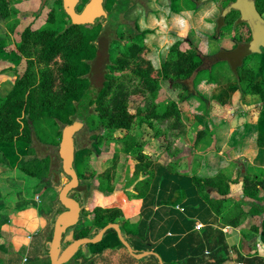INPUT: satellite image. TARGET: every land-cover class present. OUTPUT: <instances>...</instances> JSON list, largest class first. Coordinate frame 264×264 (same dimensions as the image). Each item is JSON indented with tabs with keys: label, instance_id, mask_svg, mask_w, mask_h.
Here are the masks:
<instances>
[{
	"label": "trees",
	"instance_id": "obj_1",
	"mask_svg": "<svg viewBox=\"0 0 264 264\" xmlns=\"http://www.w3.org/2000/svg\"><path fill=\"white\" fill-rule=\"evenodd\" d=\"M14 1L0 0L1 19L8 18L9 3ZM139 1L104 0L103 8L107 15L106 18L97 20L94 25H72L68 15L64 12L62 1L54 0V7L48 14L45 26L35 31L27 27L20 34V41L16 45L17 51L25 56L31 55V51H37V58L44 65V71L38 78L33 64L27 62L25 70L15 78L6 96L0 98V146L18 142L26 147L28 155H33V158L21 162L14 172L25 181L37 182L46 189L57 193L62 187L61 177L66 178L61 170L58 152L63 136L62 129L64 126L72 124L78 106L83 102L84 95L90 86L91 64L97 58L96 41L98 37L105 30H110L112 33L113 39L108 52L106 72L99 80L102 88L96 97L87 102V107L89 116L98 117L104 126L120 130L123 135H111L102 139L108 146H112L113 151L102 172L90 174L88 177L98 182L95 189L89 192L88 195H91L88 197L89 199H83L82 196L85 192L73 190L69 193V197L75 199L81 206L79 223L67 232V234L72 232L73 241L93 238L101 229L110 224L118 225L122 236L130 245L132 238L143 240L141 234L147 232V226L145 224L142 226L143 221L132 225L129 220L123 218L122 211L116 203H109V200L114 196L110 195V186L120 157L124 155L131 163L133 172L128 186L136 182L133 188L136 193L135 197L137 199L144 198L149 193L155 177L153 163L143 154L144 147L151 138L158 135V130L150 133L147 128L154 130L153 122L165 123L173 120L177 124L180 121L177 105L173 102H168L161 108L147 104L144 108L133 109L129 99L130 91L126 89L123 82L115 83L111 72L121 73L132 70L138 74L140 80H144L149 86L153 85V96L159 92L160 81L157 79L171 82L172 88L180 91V100H187L190 97L199 98L195 87L203 79L210 84L226 86L231 91L260 90L259 97L264 109V50L260 54L250 53L248 44L251 41V32L249 27L241 21L238 12L230 11L226 16L220 15L215 22L214 39L218 40L233 34L232 48L220 50L213 57H206L198 52L196 39H188V49L186 50L182 49L181 42H176L170 47L160 70L154 73L157 76L154 79L147 70L142 69V56L146 52L144 40L150 32L140 31L137 23L124 20L127 11ZM232 1L220 0L221 11ZM87 2L88 0H79L76 12L80 13ZM168 2L173 13L197 10L201 5L200 1L194 2L193 0H168ZM255 7L259 15H262L264 0H255ZM14 12L16 13V11ZM112 18L116 22L111 21ZM128 25H131V28L126 30ZM113 27L116 28V31L113 30ZM118 27L121 28L120 31H118ZM125 31L128 41L121 44V33ZM236 33L238 37L235 36ZM120 44L121 49L116 53L113 46L118 47ZM3 49V42H0V51ZM250 55L261 56V62L257 69L247 59ZM57 59L62 61L63 65L54 72L50 65ZM140 72L141 74H139ZM56 82L60 83L59 92L55 91ZM108 95H110V100L107 101L105 98ZM132 110L133 112H131ZM203 134L198 133L197 138L202 137ZM75 139L76 158L80 147L76 144ZM35 141L45 147H50L54 157L46 154L43 157H38L34 148ZM88 154L85 156L79 172L74 163L80 187L83 186L81 180L88 172L86 163L92 155ZM131 167L127 166L128 172ZM2 174L12 175L13 170L4 168ZM144 174L145 179L138 180L140 175ZM191 181L196 193L222 220L224 225L237 226L243 222L247 214L256 215L253 207L248 213H244L241 205L230 204L225 200L213 201L209 199L208 189L215 190L222 197L229 194L231 182L224 174L220 173L207 179L192 177ZM242 184L244 197L255 202L261 201L264 171L255 170L253 174H245ZM3 187L7 186L0 182V189ZM95 193L101 197L102 206H92L95 204L94 197L92 198ZM7 194H3L2 199ZM148 210L149 208H146L143 213L149 212ZM259 210L263 214L264 206L259 207ZM63 211L64 208L56 199L53 208L47 214L51 217L49 221L46 219V215L41 212V216L50 223V226L49 229L47 228L48 230L42 229L34 236L25 264H73L79 260L88 264L91 261L90 257L83 255V248L67 263L60 259L65 245H62L56 255L50 254L53 225L56 217ZM1 223L2 221H0ZM259 229L260 234L264 236V219L259 223ZM111 235L116 236L113 229L104 234L100 243L87 245V247L98 249ZM0 241L6 243L1 233ZM117 242L120 248L125 249L118 239ZM102 250L100 249L98 252ZM143 251H150V248L144 246L139 252ZM150 257L152 256L146 258ZM14 263L21 264L17 255H13L7 264ZM0 264H4V261L0 260Z\"/></svg>",
	"mask_w": 264,
	"mask_h": 264
},
{
	"label": "crops",
	"instance_id": "obj_2",
	"mask_svg": "<svg viewBox=\"0 0 264 264\" xmlns=\"http://www.w3.org/2000/svg\"><path fill=\"white\" fill-rule=\"evenodd\" d=\"M141 3L135 4L131 18H135L140 31L151 32L144 40L145 67L159 71L176 42L182 43L183 50L188 49L190 32L195 35L201 55L213 57L220 51H214V46L219 44L214 39L219 17L215 2L203 3L195 12L179 13L170 10L167 0H149L146 7ZM248 60L257 69L261 56L254 55L252 61ZM159 86L166 93L163 101L177 105L180 121L175 124L170 120L160 125L156 122L154 130L147 128L150 133L158 130L143 152L155 169L150 191L142 199L135 197L136 182L128 186L133 173L131 165L129 172L125 170L128 183L123 186L124 196H117V190L122 189L120 181L114 183L113 179L111 183L114 190L110 195L114 196L109 203H116L123 218L132 225L143 221L142 226H147V232L141 234L143 240L132 238L130 246L136 253H141L144 246L149 247L150 251L143 252L155 253L163 264H264V236L259 232V223L264 219V213L259 210L264 206V187L259 202L244 197L242 189L245 174L264 171V109L260 90L231 91L203 79L195 87L200 100L197 97L180 100V91L173 89L170 82L162 80ZM198 133L204 134L197 138ZM220 173L231 182L229 194L222 197L208 189L209 199L241 205L244 213L253 207L257 216L247 214L239 225L228 226L209 209L196 193L191 179L213 178ZM2 175L5 180L0 182L11 189L20 186L21 195L37 196L43 189L46 197L37 203L45 215L50 212L53 196L50 189L25 181L17 173ZM145 177L140 175L138 180ZM13 202L6 199L8 207H13ZM146 208L149 212L143 213ZM35 216L37 220L41 217L37 213ZM40 223L37 229L41 231ZM42 225L44 228L45 223ZM116 237H107L98 249H83L85 257L91 258L88 264H159L154 256L134 259L118 246ZM100 249L103 250L98 252Z\"/></svg>",
	"mask_w": 264,
	"mask_h": 264
},
{
	"label": "rangeland",
	"instance_id": "obj_3",
	"mask_svg": "<svg viewBox=\"0 0 264 264\" xmlns=\"http://www.w3.org/2000/svg\"><path fill=\"white\" fill-rule=\"evenodd\" d=\"M141 1L142 0H140L139 2L141 3ZM193 1L196 2L199 0ZM213 1L217 4V8L219 9L220 14V0H212L208 2ZM203 3L207 2H201V4ZM141 5L143 6L144 3H141ZM135 6L136 5L131 7V9H129L124 15L125 21H128L130 23L137 22L136 20H134L135 18H131L133 17L132 10L135 8ZM53 7L54 0H15L14 2L9 3L10 14L8 18L5 20L0 18V42H3L4 45V49L0 51V98L6 96V94L11 89L15 78L21 75L25 70L27 62L33 64L34 71L37 74L38 78L40 73L44 71V65L39 62L37 58V51H31V55L25 56L17 51L16 45L20 41V34L27 27H30L35 31L45 26L48 19V14L53 9ZM14 11H16V13ZM195 11L196 10H192V12ZM111 21L116 22V20H114L113 18ZM129 28H131V25H128L126 30H128ZM113 30L116 31V28L113 27ZM120 30L121 28L118 27V31ZM111 34L112 33L110 32V30H105L98 40L99 46L97 45V58L91 64V80H100L102 75L106 72V64H108V52L111 45L110 41L112 39ZM121 34V44H123L128 41L127 33L125 31ZM235 36L238 37V34L236 33ZM233 37L234 36L232 34V36L218 39L217 42H219V44L217 47L214 46V51L228 50L232 48L234 44ZM187 39L194 40L196 38L195 35L190 32ZM121 44L118 47L113 46V49L114 51H116V53L117 51H119V49H121ZM146 53L147 52H145L142 56V69L143 66H146ZM252 57L254 58V55H250L247 59H250V61H252ZM62 65V61L57 59L50 65V68L54 72H56L60 67H62ZM145 70H147V72L150 73L149 75H151V77H153L154 79L157 77L156 74H154V69L147 66L145 67ZM139 74H141V72ZM111 75L113 79H115V83L123 82V84L127 87L126 89L130 91L131 95L129 99L132 105L131 107L133 109H135L136 107L144 108V106L147 104H153L154 107L161 108L166 104V102L163 101L166 98V93L161 90V87L159 86V92H157V94L153 96V85L149 86L147 82H144V80H140L138 74L132 72V70H127L121 73L113 71L111 72ZM157 81L162 80L157 79ZM60 89V83L56 82L55 91L59 92ZM105 99L107 101L110 100V95H108ZM131 112H133V110ZM89 115L90 113L88 107L85 106L84 102H81L73 118L72 124L69 126H64L62 129L63 135L71 136L73 139L76 138V144L78 145V147H80V151L77 152L74 161L75 167L77 168L78 172L81 170V167L85 160L84 158L87 153L92 154L89 158V161H87L86 163L88 172L85 173V178L81 180V184L83 186H81L82 189L79 192H85V194L82 196L83 199L91 196L88 195L89 192L93 191L98 183L97 180L90 179L88 177H90V174H98L102 172L104 165L108 163V160L110 159L111 153L113 151L112 146H108L102 139H105V137L111 135H123V132H121L120 130H113L104 126L98 119V117ZM155 123L156 122H153L154 127L156 124L160 125V123ZM34 148L38 157H43L45 156V154L53 155L54 157V153L50 149V147H45L42 144H39L37 141L34 142ZM81 148H83L84 150H82ZM145 157L147 159H150V157L147 155ZM29 158H33V155H28L26 153V147L23 144L14 142L9 145L0 146V163H2L0 165V180H5V177H3L2 175V171H4V168L12 169L13 174H15L14 171L17 170L16 167L21 162ZM128 165L130 166L131 163L124 155H121L113 177L114 183L119 180L122 184V189L120 188L117 190L119 193L117 194V196H119L120 194L124 196L123 186L124 184L128 183V179L125 178V170H127ZM65 183H67V179L61 177V185H64ZM110 187V192H112V190H114L113 184ZM24 189L27 190L25 186ZM20 190L21 187L17 185L14 188L12 187V189L9 186L0 189V221H2V223L0 224V233L6 241V243L0 241V260L4 261V264H7L8 260L11 259L13 255H17L21 260V264H25V259H27L29 255L31 247L30 245L34 236L42 231L37 229L38 223L41 222L40 229L43 230H46L47 228L49 229L50 226V223H48V221L51 219V217L46 214L45 217L48 221H45V219L41 216V212L43 213V211L39 209L40 206H38L39 204L37 203L42 200L41 198L46 197V193H44V190H40L37 196H29L30 194L28 193H26V195H21ZM51 191L53 196L50 202L51 205L49 206L50 209L53 208L57 199L56 192L53 190ZM6 193H8L7 196L2 199L3 194ZM35 197L37 198L36 202H34ZM92 198L93 202L95 203L92 205L93 207L102 206L100 201L101 197H99V194L95 193L94 195H92ZM6 199L8 201H14V206L8 207L6 204ZM35 213L38 214V217L41 216L39 220H37ZM44 223L45 226L43 228L42 224ZM66 240V245L73 242L72 232L67 234ZM83 249L87 250V246H84ZM82 251L84 255V250ZM73 264L87 263L79 260V262H75Z\"/></svg>",
	"mask_w": 264,
	"mask_h": 264
},
{
	"label": "water",
	"instance_id": "obj_4",
	"mask_svg": "<svg viewBox=\"0 0 264 264\" xmlns=\"http://www.w3.org/2000/svg\"><path fill=\"white\" fill-rule=\"evenodd\" d=\"M64 12L68 15L72 25H94L96 20L106 18L107 15L103 8L104 0H88L80 13L76 12V7L79 0H61ZM212 0H203L208 2ZM230 11H236L240 15V19L250 29L251 41L248 44V49L251 54H260L264 50V19L259 15L256 10L254 0H235L230 3L223 11L221 16H226ZM102 35V34H101ZM96 46L98 45V40ZM112 39L113 35L111 34ZM111 39V41H112ZM110 41V43H111ZM99 46V45H98ZM217 59V58H215ZM102 85L99 80H91L90 86L84 95L83 102L87 106V102L91 101L100 92ZM59 158L61 161V170L63 175L67 178V183L62 185L58 190L57 200L64 208L57 217L52 230V242L50 244V254L56 255L60 251L62 245H65L60 259L67 263L70 261L80 249L87 245H96L100 243L104 234L113 229L117 235L118 240L126 249L128 254L136 260H141L148 256H154L159 264H163L158 255L152 252L136 253L130 244L122 236L121 230L118 225H107L101 229L93 238H82L66 245L67 232L69 229L75 227L81 218V206L75 199L69 197V193L73 190L80 191L82 188L79 186V179L74 168L75 160V144L71 136L63 135L59 145Z\"/></svg>",
	"mask_w": 264,
	"mask_h": 264
},
{
	"label": "flooded vegetation",
	"instance_id": "obj_5",
	"mask_svg": "<svg viewBox=\"0 0 264 264\" xmlns=\"http://www.w3.org/2000/svg\"><path fill=\"white\" fill-rule=\"evenodd\" d=\"M148 1L149 0H146V1H144V0H142L141 2L142 3H144V5H143V7H146V5L148 4ZM155 2H157L158 0H154ZM168 1V0H167ZM200 2H203V0H199ZM235 0H233L232 2H234ZM214 2V1H213ZM232 2H230V3H232ZM229 3V4H230ZM254 3H255V0H254ZM217 5V4H216ZM264 14V13H263ZM263 14L262 15H260L263 19H264V16H263ZM219 16H220V14H219ZM101 19V18H100ZM100 19H98V20H100ZM97 21V20H96Z\"/></svg>",
	"mask_w": 264,
	"mask_h": 264
}]
</instances>
